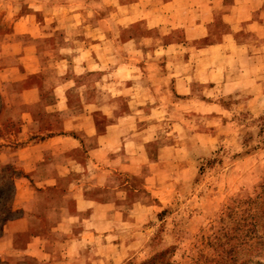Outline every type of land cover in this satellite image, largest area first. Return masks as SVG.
Returning <instances> with one entry per match:
<instances>
[{"label":"crops","instance_id":"1","mask_svg":"<svg viewBox=\"0 0 264 264\" xmlns=\"http://www.w3.org/2000/svg\"><path fill=\"white\" fill-rule=\"evenodd\" d=\"M102 1L33 0L28 10L3 15L11 20L0 30V168L10 163L19 172L11 200L19 212L0 228V255L8 262L86 264L101 257L110 247L102 243L112 241L123 177L146 161L134 155L147 132L138 115L158 112L167 82L191 80L176 71L191 65L189 54L161 57L182 44L144 33L122 41L118 32L138 20L158 27L163 10L176 11L173 27L193 39L204 30L202 4L210 0H165L156 9L110 0L121 9L115 23L123 22L113 27L101 25L91 4ZM191 12L199 17L191 21ZM119 50L132 56L119 59Z\"/></svg>","mask_w":264,"mask_h":264},{"label":"rangeland","instance_id":"2","mask_svg":"<svg viewBox=\"0 0 264 264\" xmlns=\"http://www.w3.org/2000/svg\"><path fill=\"white\" fill-rule=\"evenodd\" d=\"M142 1L156 9L165 0H141L139 7ZM31 3L0 0V30L11 20L5 12L28 10ZM91 4L103 27L123 25L115 23L121 9L110 0ZM204 4V30L193 39L173 27L181 16L176 11L163 10L158 27L138 20L119 29L122 41L144 33L182 44L161 57L189 54L191 65L176 71L192 77L167 82L158 112L138 115L147 132L134 155L146 161L134 162L137 170L123 177L112 241L102 243L110 247L86 264H264V0ZM190 14L191 21L199 17ZM207 45L214 48L194 51ZM128 54L119 50L117 58ZM15 174L13 164L0 168V228L19 212L11 205ZM30 262L0 255V264Z\"/></svg>","mask_w":264,"mask_h":264}]
</instances>
